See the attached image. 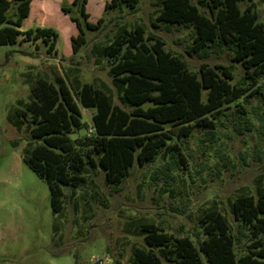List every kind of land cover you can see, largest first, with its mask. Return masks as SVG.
Instances as JSON below:
<instances>
[{"label":"rangeland","instance_id":"374dc122","mask_svg":"<svg viewBox=\"0 0 264 264\" xmlns=\"http://www.w3.org/2000/svg\"><path fill=\"white\" fill-rule=\"evenodd\" d=\"M106 1H87L88 21L96 23L102 17L104 22L96 31H85L87 44L76 54L71 51L70 37L77 34V28L60 10L62 3L71 0H34L21 27L22 31L55 30L54 53L47 54L41 41L0 45V264H131L134 249L146 248L140 233L143 223L175 238L188 237L198 250L197 241L205 238L203 216L210 209L226 218L231 234L238 236L240 231L245 235L234 251L237 257L247 254L252 250L250 235L235 221L231 205L240 194L255 196L264 186V123H260L264 120V79L258 84L260 94L238 108L231 104L215 116L212 134L197 128L186 138L167 141L175 148L163 147L151 161L135 163L117 185L106 183L100 168L86 165L83 184L62 188L59 213L51 211L46 182L22 162L25 148L38 142L21 115L17 116L24 123L20 130L10 119L29 101L36 80L56 85L59 77L73 88L76 82L78 86L91 83L120 105L108 74L109 61L94 50L110 44L120 28L130 31L142 25L145 35L161 38L165 50L180 56L192 71L204 62L232 66L233 82L243 74L225 47L219 52L209 48L203 59L188 55L195 35L192 26L158 23L153 28L151 21L161 8L160 0H140L133 12L121 6L105 13ZM246 4L253 6L264 25V0L239 5L244 8ZM200 10L208 15L205 8ZM94 112L81 108L88 129L75 130L72 139L92 133Z\"/></svg>","mask_w":264,"mask_h":264},{"label":"trees","instance_id":"16d2710c","mask_svg":"<svg viewBox=\"0 0 264 264\" xmlns=\"http://www.w3.org/2000/svg\"><path fill=\"white\" fill-rule=\"evenodd\" d=\"M32 1L0 0V45L41 41L50 55L55 52L58 38L55 30H20ZM87 1L72 0L60 5L61 12L77 28V34L70 37L73 54L87 44L85 31H96L104 22L102 17L96 23L88 21ZM251 1L160 0L161 8L151 21L153 28L158 23L192 26L195 35L186 51L188 55L203 59L209 48L214 52L227 48L232 53L231 61L240 63L243 69L237 82H233L232 66L203 62L197 71L190 70L180 56L165 50L161 38L145 35L144 27L136 24L130 31L120 28L110 44L94 47L98 57L109 61L108 74L120 105L113 103L110 93L91 83L78 86L75 80L73 88L58 77L56 85L44 79L31 85L29 101L16 111V118L13 116L10 123L20 130L24 123L17 116L21 115L38 142L25 148L21 159L46 182L53 214L61 210L62 188H76L85 182L86 165L100 168L105 182L117 185L135 163L151 161L163 147L175 148L167 141L186 138L197 128L212 134L213 120L223 108L231 104L238 108L260 94L258 84L264 79V25L252 5H239ZM139 3L140 0H109L104 11L124 6L133 12ZM81 108L95 111L91 117L92 133L72 139L75 130L88 129ZM231 211L239 226L249 232L252 250L247 254L237 257L234 251L245 235L240 231L238 236L231 234L226 218L210 209L203 216L205 238L197 241L198 250L188 237L175 238L152 224H141L146 248L134 249L131 264H264V186L256 190L255 196H237Z\"/></svg>","mask_w":264,"mask_h":264},{"label":"crops","instance_id":"0c3cea01","mask_svg":"<svg viewBox=\"0 0 264 264\" xmlns=\"http://www.w3.org/2000/svg\"><path fill=\"white\" fill-rule=\"evenodd\" d=\"M34 1V0H33ZM33 1L31 2V5H30V13H31V11H32V8H33ZM72 1V0H71ZM30 13H29V15H30ZM23 24V23H22ZM21 30V29H20ZM22 31V30H21Z\"/></svg>","mask_w":264,"mask_h":264},{"label":"built area","instance_id":"2783aa9c","mask_svg":"<svg viewBox=\"0 0 264 264\" xmlns=\"http://www.w3.org/2000/svg\"><path fill=\"white\" fill-rule=\"evenodd\" d=\"M99 264H101V262H99Z\"/></svg>","mask_w":264,"mask_h":264}]
</instances>
